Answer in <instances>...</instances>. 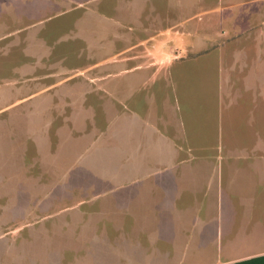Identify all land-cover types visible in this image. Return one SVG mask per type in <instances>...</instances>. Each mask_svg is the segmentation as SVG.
Here are the masks:
<instances>
[{
    "label": "rangeland",
    "instance_id": "rangeland-1",
    "mask_svg": "<svg viewBox=\"0 0 264 264\" xmlns=\"http://www.w3.org/2000/svg\"><path fill=\"white\" fill-rule=\"evenodd\" d=\"M201 37L210 43L191 44ZM219 46L232 54L242 86L252 71L264 74V0H0V264H138L139 238L124 234L138 223L128 213L132 193L159 181L163 167L114 172L120 164L106 153L122 148L112 123L121 106L97 102L93 91L102 88L86 89L91 75L76 73L107 71L104 83L120 95L149 79L141 69L163 68L171 49ZM134 55L140 59L127 61ZM54 72L66 80L46 89ZM233 103H218L219 147H264V109ZM257 119L259 138L250 140ZM136 143L145 149L144 135L128 149ZM141 249L142 264H191Z\"/></svg>",
    "mask_w": 264,
    "mask_h": 264
},
{
    "label": "crops",
    "instance_id": "crops-1",
    "mask_svg": "<svg viewBox=\"0 0 264 264\" xmlns=\"http://www.w3.org/2000/svg\"><path fill=\"white\" fill-rule=\"evenodd\" d=\"M177 26L173 23L172 30ZM209 43L208 37H201L191 44ZM171 51L173 57L159 61L163 68L149 64L141 69L149 79L142 80L135 90L122 89L120 95L104 83L109 72L95 73L84 66L76 73L80 78L91 75L84 79L86 89L102 88L93 91L97 102L106 99L112 110L121 106L120 112L112 115V123L120 129L122 148L118 146L116 154L106 153V162L120 164L114 172L136 173L151 163L163 167L159 181L132 193L134 208L128 213L138 223L124 234L136 233L139 238V244L134 245L139 249L138 264L143 261L141 248L143 252L154 249L159 258L176 263L184 258L191 264L255 259L252 264H264V147L221 149L223 127L217 109L222 97L234 99L236 110L264 109V74L252 71L250 85L242 86L234 79L233 57L225 47L185 55ZM137 58L140 55L127 61ZM59 75L48 76L52 79L46 89L66 80L55 81ZM149 82L152 84L147 85ZM234 85L243 91L237 92ZM257 121L246 130L250 140L259 138ZM140 135L146 138L145 149L136 143L129 150L131 138ZM146 222H150L147 228ZM146 235L152 236L149 243L143 238Z\"/></svg>",
    "mask_w": 264,
    "mask_h": 264
},
{
    "label": "trees",
    "instance_id": "trees-1",
    "mask_svg": "<svg viewBox=\"0 0 264 264\" xmlns=\"http://www.w3.org/2000/svg\"><path fill=\"white\" fill-rule=\"evenodd\" d=\"M15 229H12L10 231H14ZM256 260V259H255ZM255 260L245 261V262H239V263H231V264H252V262H255Z\"/></svg>",
    "mask_w": 264,
    "mask_h": 264
}]
</instances>
